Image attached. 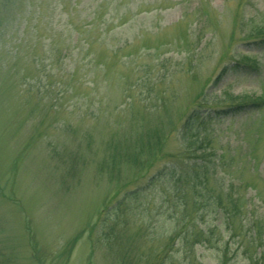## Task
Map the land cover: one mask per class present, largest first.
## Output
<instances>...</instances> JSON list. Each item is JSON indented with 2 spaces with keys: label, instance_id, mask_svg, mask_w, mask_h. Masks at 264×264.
Masks as SVG:
<instances>
[{
  "label": "rangeland",
  "instance_id": "obj_1",
  "mask_svg": "<svg viewBox=\"0 0 264 264\" xmlns=\"http://www.w3.org/2000/svg\"><path fill=\"white\" fill-rule=\"evenodd\" d=\"M201 93L214 114L226 98L264 96V0H0V261L248 264L228 236L216 250L174 237L166 188L145 194L143 214L108 212L167 164L183 171L178 128ZM223 111L206 129L224 153L218 174L247 202L264 198V109ZM132 119L163 126L160 160L142 177L100 171L109 138Z\"/></svg>",
  "mask_w": 264,
  "mask_h": 264
},
{
  "label": "trees",
  "instance_id": "obj_2",
  "mask_svg": "<svg viewBox=\"0 0 264 264\" xmlns=\"http://www.w3.org/2000/svg\"><path fill=\"white\" fill-rule=\"evenodd\" d=\"M203 94L198 96L194 104L195 108L186 114L178 128L177 142L179 141L180 149L177 159L181 161L183 171L176 170L174 165L167 164V167L172 166V168L164 171L163 167V170L148 178L141 190L125 191L118 199L116 196L115 203L105 212L107 210L110 213L113 212L112 217L115 218L124 213L125 215L122 216L124 218L126 214H134L138 208H142L140 213L143 214L150 206L141 207V202L143 199H150L145 194L157 185L162 192L166 188L162 202L167 203L170 210L177 214L175 220L180 228L177 233L175 232L174 237L185 244H202V246L214 248V244L220 243L225 236H228V241H235L240 257H243L248 264H264V198L260 192H256L247 202L244 196L239 195L242 188L240 184H231L227 182L224 175H221L223 173L218 174L224 162V153L221 151L219 154L217 150H214L212 142L206 135L208 123L217 116L226 114L223 110L235 114L243 112L246 108L254 111L264 109V96L237 98V101L235 99L232 101L228 96V100H231L228 102L225 96L226 100L220 104L228 105H224L220 113L214 114L211 109L201 104L203 100L200 101L199 98ZM127 129L129 131L125 132L121 128L122 132L117 131L109 138L105 145L107 154L100 163L99 170L110 167L115 171L124 165L126 168L140 169V177H142L141 172L145 173L153 168L160 160L167 132L161 125L146 127L136 119L127 123ZM176 130L172 128V132ZM247 152V157L254 161L255 157L252 156L255 155V150L249 149ZM171 162L172 160L168 159L167 163ZM113 171L110 172L113 173ZM109 177L111 181L112 178L110 175ZM168 186H171L173 191H169ZM248 188L256 190L254 185H249ZM117 220L112 219V223ZM108 227L109 233L114 231L113 227L111 229V224L108 223ZM117 246L119 247L116 251H119L121 262L126 263V260L130 259L127 246L119 242L115 247ZM222 246L223 248L218 249V252L223 258H227L226 247ZM127 254L128 259L125 257ZM3 259L0 264H9L7 258ZM164 261L163 257H156L146 261L145 264H162ZM221 264L227 263L224 260Z\"/></svg>",
  "mask_w": 264,
  "mask_h": 264
}]
</instances>
